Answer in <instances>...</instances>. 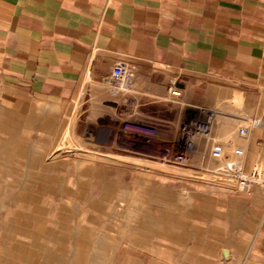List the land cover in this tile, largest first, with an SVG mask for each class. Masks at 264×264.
Segmentation results:
<instances>
[{"label":"rangeland","instance_id":"374dc122","mask_svg":"<svg viewBox=\"0 0 264 264\" xmlns=\"http://www.w3.org/2000/svg\"><path fill=\"white\" fill-rule=\"evenodd\" d=\"M223 92L210 80L189 85L165 100L167 125L146 99L124 115L92 114L89 103L0 78V264H244L264 166L235 149L261 119L246 115L242 94L231 102ZM183 99L195 118L213 112L223 158L194 138L187 163L174 159L191 122ZM236 168L259 183L239 188Z\"/></svg>","mask_w":264,"mask_h":264},{"label":"crops","instance_id":"0c3cea01","mask_svg":"<svg viewBox=\"0 0 264 264\" xmlns=\"http://www.w3.org/2000/svg\"><path fill=\"white\" fill-rule=\"evenodd\" d=\"M119 62L135 74L134 95L113 89ZM0 78L92 114L124 115L146 99L159 120L174 82L185 91L210 80L218 99L242 94L246 115L260 117L244 151L264 166V0H0ZM252 198L259 218L244 264H264V181Z\"/></svg>","mask_w":264,"mask_h":264},{"label":"built area","instance_id":"2783aa9c","mask_svg":"<svg viewBox=\"0 0 264 264\" xmlns=\"http://www.w3.org/2000/svg\"><path fill=\"white\" fill-rule=\"evenodd\" d=\"M111 77L113 81V89L116 93H125L131 95L130 93L137 92V87L134 81L135 74L129 64L125 62L117 63L112 70ZM168 90L169 96L167 97V99L169 97L180 98L183 94V89L176 82H174ZM200 111L202 112L204 117H206L205 119L195 118L192 109H186V116L188 117V119L190 118L191 122L189 123V130L185 132L186 135L184 141L178 142L176 147H174V159L177 162L184 164L187 163V152L192 151L196 148L194 138L207 139L209 141H212L210 152L214 158L221 159L225 154V144L222 141L215 139L212 134V121L214 118L213 112L208 111L204 108H202ZM154 120L163 122L164 124L170 123L168 120ZM247 131V127L244 126L240 127L239 129V133L241 135L247 134ZM235 153L237 155H242L244 153V150L242 148H236ZM235 176L237 184L241 189L248 188L258 181L257 175L249 173L242 168H236Z\"/></svg>","mask_w":264,"mask_h":264},{"label":"bare ground","instance_id":"6f19581e","mask_svg":"<svg viewBox=\"0 0 264 264\" xmlns=\"http://www.w3.org/2000/svg\"><path fill=\"white\" fill-rule=\"evenodd\" d=\"M186 109H192V111H193V110H197V109H199V108H198L197 105H193V106H186V107H185V110H186ZM197 140H198V139H197ZM177 141H178V140H177ZM229 166L232 167V163H229Z\"/></svg>","mask_w":264,"mask_h":264}]
</instances>
